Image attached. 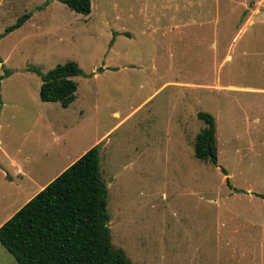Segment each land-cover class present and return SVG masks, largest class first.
<instances>
[{"label":"rangeland","instance_id":"obj_1","mask_svg":"<svg viewBox=\"0 0 264 264\" xmlns=\"http://www.w3.org/2000/svg\"><path fill=\"white\" fill-rule=\"evenodd\" d=\"M90 1L86 16L0 1V167L14 176H0V226L98 145L111 243L132 262L264 264V0ZM69 60L89 75L74 101L40 100L26 68ZM199 111L215 120L217 166L193 154ZM0 264H17L1 243Z\"/></svg>","mask_w":264,"mask_h":264},{"label":"trees","instance_id":"obj_2","mask_svg":"<svg viewBox=\"0 0 264 264\" xmlns=\"http://www.w3.org/2000/svg\"><path fill=\"white\" fill-rule=\"evenodd\" d=\"M59 1L84 16L91 11L90 0ZM30 15L22 14L5 31L20 27ZM26 70L41 79L40 100L59 102L62 107H68L75 99L77 83L73 78L89 76L71 60L45 72L34 66ZM11 73L4 68L0 80ZM197 118L204 127L195 135L193 154L217 166L214 117L199 111ZM220 171L228 187L243 192L231 185L224 167L220 166ZM256 195L264 201V195ZM106 203L107 187L100 173L98 145H93L1 224L0 243L17 264H136L122 249L112 246Z\"/></svg>","mask_w":264,"mask_h":264},{"label":"crops","instance_id":"obj_3","mask_svg":"<svg viewBox=\"0 0 264 264\" xmlns=\"http://www.w3.org/2000/svg\"><path fill=\"white\" fill-rule=\"evenodd\" d=\"M144 17H145V20H147V14H145V15H143ZM253 21V20H252ZM255 21H259L260 23H262V24H264V19H258V20H255ZM255 21H253V23L252 24H254L255 23ZM251 22V21H250ZM246 28L247 27H245V28H242V29H244V30H246ZM261 63L262 64H264L262 61H261ZM74 101V100H73ZM115 113H113L114 115H118V113L116 112V111H114ZM130 114V111L129 112H127L126 114H124V118L125 117H127L128 115ZM120 118V117H119ZM82 155V154H81ZM2 165V164H1ZM5 170H6V168H5V166H1L0 167V176L2 177V176H4V178H7L8 177V175L10 176V177H8L9 179H11L10 181H9V183H11L12 181H13V179H14V176H13V174H11L9 171L8 172H6L5 173ZM15 173H17L16 175V177H19V176H22V170L20 169V167L18 166L17 167V169H16V171H15ZM32 182V181H31ZM45 185H41L38 189H36L35 190V192L33 193L34 195H35V193H37L39 190H41L43 187H44ZM14 190L16 189V188H18L19 190H20V186H17V185H15L14 187H12ZM21 191H22V187H21ZM20 191V192H21ZM11 192H14V191H11ZM16 192H18V191H16Z\"/></svg>","mask_w":264,"mask_h":264}]
</instances>
